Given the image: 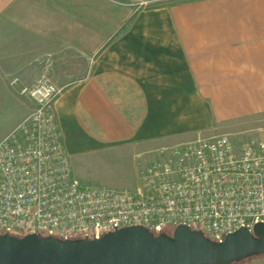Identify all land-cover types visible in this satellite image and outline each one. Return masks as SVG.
Masks as SVG:
<instances>
[{"label": "crops", "instance_id": "0c3cea01", "mask_svg": "<svg viewBox=\"0 0 264 264\" xmlns=\"http://www.w3.org/2000/svg\"><path fill=\"white\" fill-rule=\"evenodd\" d=\"M0 74H49L74 174L134 189L175 146L257 131L264 0H0Z\"/></svg>", "mask_w": 264, "mask_h": 264}, {"label": "built area", "instance_id": "2783aa9c", "mask_svg": "<svg viewBox=\"0 0 264 264\" xmlns=\"http://www.w3.org/2000/svg\"><path fill=\"white\" fill-rule=\"evenodd\" d=\"M34 106L0 138V232L98 237L125 225L154 233L184 223L214 240L264 221V137L215 133L171 148L140 184H85L56 121L61 87L49 74L22 89Z\"/></svg>", "mask_w": 264, "mask_h": 264}, {"label": "water", "instance_id": "95a60500", "mask_svg": "<svg viewBox=\"0 0 264 264\" xmlns=\"http://www.w3.org/2000/svg\"><path fill=\"white\" fill-rule=\"evenodd\" d=\"M264 255V221L242 226L214 240L179 223L170 233L125 225L98 237L60 238L28 232H0V264H214Z\"/></svg>", "mask_w": 264, "mask_h": 264}, {"label": "rangeland", "instance_id": "374dc122", "mask_svg": "<svg viewBox=\"0 0 264 264\" xmlns=\"http://www.w3.org/2000/svg\"><path fill=\"white\" fill-rule=\"evenodd\" d=\"M32 82H28V74H0V87H6V89H0V135L11 128L13 129L15 125L32 110L34 101L22 90L24 86H29ZM255 125L258 127L257 131L251 133L250 136H264V132L262 131L264 130V119H257ZM80 180L85 184H89L90 182L83 179ZM90 184L98 183L93 182ZM133 185L135 184L132 180L126 179L123 181V186H125V188H133L131 187ZM171 230V227L166 228V232L169 231L170 233ZM214 264H264V255H247L232 262Z\"/></svg>", "mask_w": 264, "mask_h": 264}, {"label": "trees", "instance_id": "16d2710c", "mask_svg": "<svg viewBox=\"0 0 264 264\" xmlns=\"http://www.w3.org/2000/svg\"><path fill=\"white\" fill-rule=\"evenodd\" d=\"M163 232H165V233H169V231H167L166 232V229L163 231ZM171 232V231H170ZM17 235H21V234H17ZM251 255H255V254H251ZM258 255H263V254H258ZM244 256H247V255H244ZM242 257V256H241ZM241 257H238V258H235V259H233V260H231V261H229V262H232V261H234V260H237V259H239V258H241ZM228 263V262H227Z\"/></svg>", "mask_w": 264, "mask_h": 264}]
</instances>
